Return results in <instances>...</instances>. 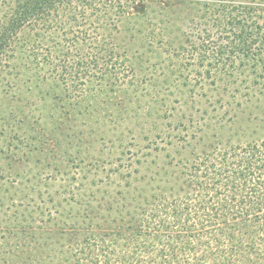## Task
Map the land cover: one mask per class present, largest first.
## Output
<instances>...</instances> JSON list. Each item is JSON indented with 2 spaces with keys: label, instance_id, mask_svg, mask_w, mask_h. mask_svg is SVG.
Listing matches in <instances>:
<instances>
[{
  "label": "trees",
  "instance_id": "16d2710c",
  "mask_svg": "<svg viewBox=\"0 0 264 264\" xmlns=\"http://www.w3.org/2000/svg\"><path fill=\"white\" fill-rule=\"evenodd\" d=\"M184 19L185 46L175 49L168 32ZM165 43L180 70L195 66L204 81L238 69L264 79L256 72L264 71V0H0V88L21 102L26 86H41L42 107L64 101L61 109L76 112L72 99L87 86L98 85L91 90L99 100L109 84L127 83L133 67L123 53ZM19 114L4 120L17 124ZM54 122V133L65 129ZM195 126L190 121L187 134L176 124L162 163L129 166L112 203L73 224L48 219L34 203L31 219L0 231L1 239H21L8 248L0 242V264H264V139L208 142Z\"/></svg>",
  "mask_w": 264,
  "mask_h": 264
},
{
  "label": "rangeland",
  "instance_id": "374dc122",
  "mask_svg": "<svg viewBox=\"0 0 264 264\" xmlns=\"http://www.w3.org/2000/svg\"><path fill=\"white\" fill-rule=\"evenodd\" d=\"M184 23L185 19L177 20L174 31L168 32L171 40L165 42L175 49L185 46L180 34L186 30ZM141 28L136 26L138 32ZM167 43L133 56L121 51L132 50L122 41L125 47L119 53L133 67L127 83L109 84L99 100L92 98L91 90H98V85L87 86L82 98L72 99L79 103L76 112L68 111L67 105L61 109L64 101L54 107L55 102L48 100L42 107L41 86L31 85L29 91L26 86L27 97L21 102L10 100L11 94L0 88V231L16 218L24 219L22 215L31 219L34 203L48 219L63 225L73 224L76 216L93 214L100 204L110 205L116 192L113 186L125 178L129 166L142 168L156 158L162 163L172 148L167 142L177 134L176 124L181 121L187 134L195 130L188 128L190 121H198L195 128L206 134L208 142L246 144L264 139V79L238 69L229 79L204 81L195 66L178 68L181 59L163 50ZM260 69L256 72L264 78ZM63 88L58 85L55 93L62 96ZM47 106L57 112L55 118L48 116ZM17 109V124L9 125L4 116ZM57 118L66 127L54 133L50 128ZM18 240L0 235L6 248ZM5 251L0 248V259Z\"/></svg>",
  "mask_w": 264,
  "mask_h": 264
}]
</instances>
